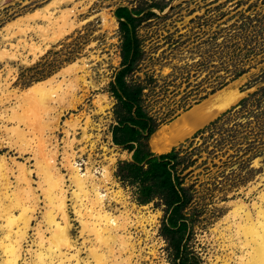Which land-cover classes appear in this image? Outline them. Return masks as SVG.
Wrapping results in <instances>:
<instances>
[{
	"label": "rangeland",
	"instance_id": "rangeland-1",
	"mask_svg": "<svg viewBox=\"0 0 264 264\" xmlns=\"http://www.w3.org/2000/svg\"><path fill=\"white\" fill-rule=\"evenodd\" d=\"M121 8L132 11L131 29L139 41L140 55L130 67L129 58L127 61L124 58V32L120 28L123 20L115 16V11ZM65 16L73 24L67 33L62 21ZM40 27L46 28L47 33L38 32ZM52 32L64 34L54 43L48 42L44 53L35 56L33 48L44 49L42 40ZM232 44L246 54L241 63L245 73L215 89L222 77L226 81L230 78L224 67L231 69V66L224 64L227 59L224 53L227 51L225 46ZM74 64L79 70L75 67L73 71ZM120 75L127 88L135 84L144 87L142 107L153 119L155 133L152 134L153 145L152 135L136 143L143 153L162 152L155 148L157 131L185 115L187 117L180 123L189 125L191 129L171 148L191 139L198 130L223 114H226L223 119L227 120V125L245 122L246 117L238 114L240 101L264 88V0H8L0 7V94L3 92L10 97L5 101L7 108L19 103L26 110L31 106L30 99L35 97H25L22 92L33 87L37 90L45 87L49 94L54 93L55 101L41 103L40 109L35 105V109L25 113L26 125L31 121L34 123V133L23 124L19 128L26 133V138H33V150L41 146L40 139L45 136L47 144L50 142L51 147L56 146V166L64 174V189L69 191L66 196L71 201L67 205L75 227L72 237L76 238L77 246H81L82 239L78 237L81 228L74 220L72 208L75 194L71 193L76 187L71 184L70 175L63 166L65 158L74 151L83 173L86 169L99 171L110 168L109 159L114 158L112 181L106 186L110 197L105 202L106 209L114 218L127 214L128 221L130 219L126 229L131 244L133 242L134 253L129 254V243L123 245L126 233L118 230L113 233L121 235L113 242L114 256L106 254L102 264H173L177 262V250L192 264H235L240 251L231 259L229 253L232 251L221 245H226L230 237L236 241L248 225L247 220H256L258 211H264V148L260 153H251L245 150V144L239 150L226 146L210 155L212 140L207 139L205 145L209 149L194 156L197 163L187 170L191 174L186 177L185 184L192 185L193 192L177 217L179 225L173 231H167L165 207L161 201L155 198L147 204L140 203L135 185L116 176L122 162H133L132 153L125 143V133L119 128L121 117L125 115L122 93L116 84ZM82 77L86 83L81 82ZM100 107H104V111L100 112ZM43 109L49 113H41ZM59 110L57 125L50 124ZM87 118L90 124L93 122L87 134L90 133L92 141H96L92 150L82 139ZM199 118L204 119L197 125L192 124ZM75 119L79 121L77 124L80 123L78 126ZM66 122L69 126L65 125L68 124ZM44 124L45 127L47 124V129L43 128ZM3 125L13 126L7 122ZM49 127L57 130L51 131ZM70 132L76 134L72 136ZM207 136L208 132L197 136L194 145L202 146L203 138ZM72 139L77 140L70 151L66 142ZM5 150L0 151V155L8 152ZM8 156L19 164L32 158L30 154L22 158L17 153ZM33 163V159L26 163L30 170L35 169ZM14 171L17 175L16 167ZM14 174L10 177L12 185L16 184ZM34 174L33 188L36 187L41 209L37 211V221H33L32 226L41 220V213L48 210L44 206L45 196L38 187L41 180ZM96 176L100 178L99 174ZM117 192L124 197L123 205L114 197ZM83 203L88 207L87 200ZM118 221L123 222L121 219ZM145 229L147 233L142 232ZM251 262L254 263L253 260L248 261L249 264Z\"/></svg>",
	"mask_w": 264,
	"mask_h": 264
},
{
	"label": "bare ground",
	"instance_id": "bare-ground-1",
	"mask_svg": "<svg viewBox=\"0 0 264 264\" xmlns=\"http://www.w3.org/2000/svg\"><path fill=\"white\" fill-rule=\"evenodd\" d=\"M62 21L65 25L63 29L64 30L66 29L65 31L66 33L69 32V30L67 31V29H71L73 27V24L71 23L72 21L69 20L68 16H65L62 19ZM38 32L47 33V29L40 27ZM62 34L57 32H52L49 37L44 38V40H42L44 42L43 45L44 44L46 45V47L44 45V49L39 47L37 48L32 47L34 53L36 54L34 55L39 56L43 54L45 48H48L47 43L48 42L54 43L55 41H57L59 38L62 37ZM74 65H73L74 67L72 66L73 71L74 68L76 67V64ZM81 68L83 69V67ZM76 69L78 68L76 67ZM69 70L71 71V69ZM84 78L83 77L81 78V82L86 83ZM55 81L56 80H54V82ZM22 93L23 95H25V97L26 96L29 97V95L35 97V99L34 98L30 99L29 104L31 106L29 108L26 106L27 109L24 110V106L18 103V106L8 107L10 108L9 109L10 112H8L9 110L5 106L6 103L5 101L9 100L6 98L9 95L8 96L6 94L4 95L3 92L1 93L3 95L0 94V151L2 152L5 149L8 150L6 154L0 155V264H102L101 261L103 259L106 260L107 257L106 254L113 255V251H114L113 245H115L113 242H115V239L117 237L121 236V235L119 236V234H117L118 236H115L113 235V233L118 230H122L124 233H126L127 236H124L123 241L122 238H120L121 240L120 239L119 240L122 241L123 245L125 246L128 245L127 243H129V254L132 255L134 253V246H133V242L132 244L130 242V236H128L129 235L128 230L126 229L127 227H129L128 225L130 219L128 221L127 214H125V216H122V218L120 216L114 218L112 214L106 209L107 206L105 204V202L110 198L109 193H107L108 189L106 188V186L107 184H111L112 181L111 166L114 163V158L111 157L109 159L110 168H103L102 170L99 171L98 169L91 171L89 169H86V172L83 173V169L80 168L81 165L77 164L76 162L77 156H75L76 153L74 152L76 151H74L71 154L67 153L69 154V156L68 157L66 156L67 157L65 158L66 163L64 162L63 166L64 169L65 168L67 169L65 170L68 171V176L70 175L69 179L71 181V184H73L74 187H76V190H74L73 193L71 194L72 195L75 194L73 195L74 198L72 200L73 202L75 201L74 206L72 207L73 213L75 214L74 220L79 224L81 228L78 233L79 234L78 237L82 239L81 243H79V245L81 246H77L76 238L73 239L72 237V232L75 230V227L74 224H72L73 220L69 216V209L67 205V202L70 199L69 200L67 199L68 197L66 196V193L69 191L64 189L65 187L64 185L65 179L63 176L64 174L62 175L59 167L57 168L56 166V160L58 154L56 146L51 147L50 142L49 144H47L46 136L44 137L46 139L40 136L42 139V140L40 139L41 146L33 150L34 149L33 138L32 137L31 139H29L28 137L26 138L27 136L25 135L26 133L24 134L23 133L24 131L19 128V126L23 124V126L25 125L26 127L31 128V131L33 130L34 133V131L36 130V128L34 127V123H32V121L31 122L29 121L30 123L26 125L28 119L26 118L25 113L29 112L30 109H35L36 107L35 105H37L39 108V106H41V103L44 104L46 102L45 104H47V102L50 100L55 101V98L53 97L54 93L53 95L51 93L49 94L45 89V87H42L39 90L33 87L28 89L27 92L25 93L22 92ZM14 94L15 93H13V97L16 98ZM20 94L18 93V95ZM23 95H21V98H23ZM58 100H56V103H58ZM72 104L73 103H71V105ZM52 105L50 107L51 111L53 110L52 107L54 106ZM20 111H22V113ZM39 111L40 110H38V112ZM99 111L100 112L104 111V107H100ZM45 112L43 109V112L41 113H45ZM48 113L49 112L47 111V114ZM60 114H61L60 110L58 111V113L54 114L56 116L55 117L56 119H54V122H51L50 124L55 123L57 125V120H59L58 118H60ZM41 115L42 114H40L39 116ZM46 116L48 117V115ZM186 117L187 116L185 115L182 118L176 119L169 126H163L164 128L157 131L156 143H155L156 149H159L161 151L167 150L171 148L174 144H176L179 140H181L188 133V131L191 129L189 125H184V124L181 125L180 123V121L184 120ZM31 119L29 117V120ZM203 119L204 118L201 119L199 118L195 121V123L192 124L197 125ZM85 120H86L85 122L86 126L84 125L85 128H83L84 138L82 139H84L85 143H89V146L92 150L96 144V141H92V137L90 133L89 135L87 134L88 131L87 129H89L90 125L93 122L91 121L92 123L90 124L88 118ZM4 122L13 124V126L12 127L10 126V128H8L7 126L3 125ZM44 122L46 123V121ZM75 122H76L75 123L76 126L80 124V123L77 124L79 121H77L76 119ZM40 124H38V126ZM65 125L69 126V123ZM73 125L74 123L72 124V126ZM46 127L44 124L43 128ZM43 128L41 130H44ZM49 128L48 131L51 129ZM53 129L57 130L56 128ZM53 129H51V131H53ZM3 130L4 133H6L4 135H3ZM42 133L43 132H41L40 134ZM28 134L32 135V133H28ZM71 134L72 136H74L76 133L75 134L71 133ZM76 140L74 139L70 141L67 140L66 145L68 146L70 151H72L74 145H76ZM83 151L84 149L82 148L81 152ZM11 153L12 154L17 153L20 158H22L24 155L26 156V154H30V156L32 155V158L30 159H33L34 162L33 166L35 169L30 170V168L27 167L26 163H29L30 161L29 158L25 159L26 163L24 164L23 163L19 164L20 162L15 163V159L10 158L11 156L10 157L8 156L9 158H7L6 156ZM61 155L63 156V152L61 153ZM14 167H16L17 175L14 174L15 172ZM33 173H35L36 176L39 177L41 180V182H39L38 187L42 190L41 194L45 196L44 197V202L46 203L44 205L45 209L46 208L48 209L45 213L43 214L41 213V220H39L35 224V226H32V223L33 221H37L35 215L37 214V211H40L41 207L39 205L40 201H39V195L38 193H36L37 192V190L35 189L36 187L33 188V179H32ZM13 174L15 175L14 179L16 180L15 185H12V182L10 180V177L13 176ZM97 174L100 175V178L96 176ZM44 186L47 187L43 189ZM118 193L119 192H117L116 193L117 195L115 194L114 197L117 198L118 201L123 205L124 197L120 195V193L119 194ZM78 198L80 200V204L77 203L79 207L78 205H76V202L79 201ZM84 200H87L89 202V204L87 203L88 207H86L85 205L86 201L84 202L85 204L83 203ZM255 218L257 219L256 220L254 219V221L251 220V218L250 219L248 218L249 220H247L248 222L246 223V225L247 224L248 225L244 227L242 233L240 231L241 235L240 233H239L240 236L236 234V236H238V238H236L238 241L237 240L233 241V239L230 237L231 240L230 239L229 241L227 240L228 243H226V245H224V243L222 242L223 245H221V247L227 248L226 250L232 251L229 253L231 259H234L235 257L234 253L240 251L241 255L238 256L236 259V261L238 260L239 261L238 263L235 261V264H249L251 260H253L254 262V263L251 262L252 264H264V211L262 210L258 211V216H256ZM118 219H121L123 222L120 223ZM135 224H137V222ZM138 224H140V222ZM142 229H144V227ZM145 230H142V232L144 231L147 233V230L146 231ZM30 231H33L32 235H30ZM33 246H36L35 250L32 249ZM125 250L127 249L125 248ZM82 253H85L86 256L82 257L81 256ZM247 260L249 261V263ZM107 261L109 260L107 259Z\"/></svg>",
	"mask_w": 264,
	"mask_h": 264
},
{
	"label": "trees",
	"instance_id": "trees-1",
	"mask_svg": "<svg viewBox=\"0 0 264 264\" xmlns=\"http://www.w3.org/2000/svg\"><path fill=\"white\" fill-rule=\"evenodd\" d=\"M115 16L123 20L120 21V28L124 32V58L126 61L129 58L130 67L140 55L139 41L131 29L132 11L121 8L115 11ZM225 48L227 51L224 54L227 55V59L224 64L231 66V69L228 67L224 69L230 78L226 81V78L222 77L214 86L215 89L227 85L245 73L241 64L243 57H246V54L242 53L243 50L235 44ZM116 84L122 93L125 110L119 128L125 133V143L128 144L127 149L132 153L133 161L132 163L122 162L118 166L116 176L130 185H135L140 203L147 204L155 198L161 201L165 207L167 231H173V228L179 225L177 217L193 192L192 185L185 184L186 177L191 174L187 170L196 165L197 160L193 158L194 156L202 150L209 149L205 145L207 139L212 140V149L208 151L210 155L214 151H221L226 146L239 150L243 148L242 144H245V150L251 153L252 151L260 153L264 148V88L240 101L238 114L246 117L245 122L227 125V120L223 119L226 114H223L198 130L191 139H186L170 150H163L160 153H143L136 143L155 133L153 119L144 112L142 107L144 87L135 84L127 88L121 75L117 77ZM206 132L208 136L203 138L202 146H195L194 139ZM153 143L152 135V145ZM176 256L177 262L173 264H192L180 250H177Z\"/></svg>",
	"mask_w": 264,
	"mask_h": 264
},
{
	"label": "water",
	"instance_id": "water-1",
	"mask_svg": "<svg viewBox=\"0 0 264 264\" xmlns=\"http://www.w3.org/2000/svg\"><path fill=\"white\" fill-rule=\"evenodd\" d=\"M8 0H0V6L3 5L5 2H7Z\"/></svg>",
	"mask_w": 264,
	"mask_h": 264
}]
</instances>
